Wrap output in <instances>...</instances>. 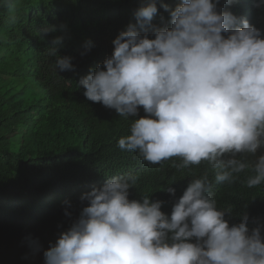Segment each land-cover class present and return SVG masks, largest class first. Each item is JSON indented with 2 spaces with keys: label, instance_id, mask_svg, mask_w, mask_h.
I'll list each match as a JSON object with an SVG mask.
<instances>
[{
  "label": "clouds",
  "instance_id": "1",
  "mask_svg": "<svg viewBox=\"0 0 264 264\" xmlns=\"http://www.w3.org/2000/svg\"><path fill=\"white\" fill-rule=\"evenodd\" d=\"M157 2L141 0L78 81L87 100L134 118L114 140L123 166L71 186L5 181L0 200L24 187L35 202L21 239L0 223V264H264V0H159L164 27ZM64 40L49 55L74 71ZM165 160L176 167L152 169Z\"/></svg>",
  "mask_w": 264,
  "mask_h": 264
},
{
  "label": "trees",
  "instance_id": "2",
  "mask_svg": "<svg viewBox=\"0 0 264 264\" xmlns=\"http://www.w3.org/2000/svg\"><path fill=\"white\" fill-rule=\"evenodd\" d=\"M13 3L9 8L0 2V187L13 178L29 187L71 186L98 170L106 171L107 166L122 167L124 157L114 149V140L130 134L134 118L87 100L78 81L112 54V40L130 22L135 23L134 12L141 0ZM163 3L174 9L179 0ZM157 7L153 23L170 26L169 12L159 0ZM60 25L66 29L61 31ZM53 26L58 30L44 35V29ZM62 34L65 40L59 55L72 57L74 71H56L55 57L49 55L51 40ZM16 36L29 43L12 47ZM89 40L94 46L87 51ZM32 78L44 93L30 87ZM156 165L160 167L152 169L169 170L177 164L165 160ZM165 179L162 175L161 182ZM5 200H0V223L14 228H2L8 238L21 239L31 225L35 199L19 187Z\"/></svg>",
  "mask_w": 264,
  "mask_h": 264
},
{
  "label": "rangeland",
  "instance_id": "3",
  "mask_svg": "<svg viewBox=\"0 0 264 264\" xmlns=\"http://www.w3.org/2000/svg\"><path fill=\"white\" fill-rule=\"evenodd\" d=\"M30 87L39 93L45 92L43 87L33 78L30 80ZM47 209H48V211L52 212V214H54L56 211V208L53 205L52 206L48 205ZM14 240H15V237H10V242L11 241L13 242Z\"/></svg>",
  "mask_w": 264,
  "mask_h": 264
}]
</instances>
